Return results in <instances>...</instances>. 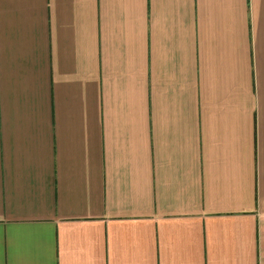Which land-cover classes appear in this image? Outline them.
<instances>
[{
    "label": "crops",
    "instance_id": "0c3cea01",
    "mask_svg": "<svg viewBox=\"0 0 264 264\" xmlns=\"http://www.w3.org/2000/svg\"><path fill=\"white\" fill-rule=\"evenodd\" d=\"M0 264H264V0H0Z\"/></svg>",
    "mask_w": 264,
    "mask_h": 264
}]
</instances>
